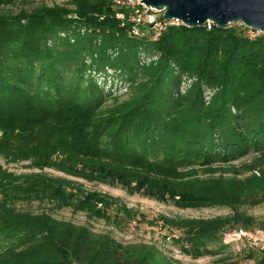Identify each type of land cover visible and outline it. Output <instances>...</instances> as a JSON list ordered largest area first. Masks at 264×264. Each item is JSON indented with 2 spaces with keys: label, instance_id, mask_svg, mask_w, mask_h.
I'll use <instances>...</instances> for the list:
<instances>
[{
  "label": "trees",
  "instance_id": "1",
  "mask_svg": "<svg viewBox=\"0 0 264 264\" xmlns=\"http://www.w3.org/2000/svg\"><path fill=\"white\" fill-rule=\"evenodd\" d=\"M12 2L0 0V8ZM69 3L0 11V155L181 208L264 201V169L239 179L192 168L264 146V33L237 23H178L139 36L109 0ZM142 53L152 59L140 62ZM108 70L125 77L131 95L97 116L103 92L93 77ZM12 200H47L99 219L109 210L132 214L118 198L74 180L0 167V237L16 238L0 264H169L151 247L17 211ZM158 220L180 233L181 251L193 258L211 254L206 244L217 234L253 225L236 212ZM258 257L255 264H264V250Z\"/></svg>",
  "mask_w": 264,
  "mask_h": 264
},
{
  "label": "rangeland",
  "instance_id": "2",
  "mask_svg": "<svg viewBox=\"0 0 264 264\" xmlns=\"http://www.w3.org/2000/svg\"><path fill=\"white\" fill-rule=\"evenodd\" d=\"M64 5L71 7L69 0H13L8 5L1 6L0 11L17 13L21 9L30 11L39 6ZM156 18H160L161 12L153 11ZM147 14H150L148 12ZM148 20V19H147ZM145 33L155 27L145 26ZM63 36V35H61ZM140 36V35H139ZM86 62L89 58L85 57ZM151 56L140 54V62H149ZM67 72V71H66ZM68 73V72H67ZM95 83L102 89L101 106L96 111L97 116H104L115 105L126 100L131 94L125 77L108 70L103 74L94 75ZM187 84L189 80H185ZM185 84L180 91H183ZM206 98L210 94L205 92ZM29 161L9 162L0 155V167L14 174H29L41 171L50 176L64 177L74 180L85 190H97L99 192L116 197L120 204H124L131 210V215H122L115 210H109L108 219L95 218L88 213L74 210L70 207H60L56 202L47 200H12L9 206L20 212L46 213L53 219L69 221L74 224L84 225L95 234L108 235L123 245H142L151 247L156 255L167 263L172 264H224L226 260H238L241 264H255L264 243L255 242L247 238H236L233 233L238 228L227 230L216 235L214 240L207 242L206 247L212 251L198 258L184 254L180 249V243L176 240L180 233L171 231L158 220L160 216L170 218H212L216 216L232 215L235 212L249 216L253 219L250 231L260 230L264 223V201L252 204L246 203L237 206L235 210L227 206H213L200 208H181L172 202H162L139 193H128L121 186H110L97 182L67 176L54 169H33ZM199 176H229L239 179L247 178L253 174L259 176L264 169V146L259 149L251 148L226 160L214 159L207 166H192ZM15 237H0V252L14 241ZM252 253V257H246Z\"/></svg>",
  "mask_w": 264,
  "mask_h": 264
},
{
  "label": "water",
  "instance_id": "3",
  "mask_svg": "<svg viewBox=\"0 0 264 264\" xmlns=\"http://www.w3.org/2000/svg\"><path fill=\"white\" fill-rule=\"evenodd\" d=\"M161 12L165 21L177 20L187 26H202L211 21L219 27L240 23L264 33V0H140ZM150 28L154 26L149 23Z\"/></svg>",
  "mask_w": 264,
  "mask_h": 264
},
{
  "label": "built area",
  "instance_id": "4",
  "mask_svg": "<svg viewBox=\"0 0 264 264\" xmlns=\"http://www.w3.org/2000/svg\"><path fill=\"white\" fill-rule=\"evenodd\" d=\"M114 4V6L118 9L115 13V16L119 18L120 20H125V17L127 16V19L132 22L130 33L134 35H144L145 34V25L147 23H153L157 32H160L166 24H178L180 23L177 20H171V21H165L161 18H156L154 16V13L152 9L146 7L142 1L140 0H109ZM122 8H125V10H122ZM150 12V14H147ZM148 19V20H147ZM211 21H207L205 23L207 28H210ZM240 24V23H237ZM123 25V23H122ZM262 32L249 30V34L256 35L261 34ZM233 236L236 238H247L249 240H253L255 242H262L264 243V232L260 230H246L243 228H238L234 233ZM264 245V244H263Z\"/></svg>",
  "mask_w": 264,
  "mask_h": 264
}]
</instances>
